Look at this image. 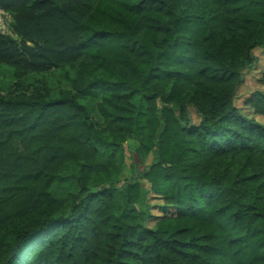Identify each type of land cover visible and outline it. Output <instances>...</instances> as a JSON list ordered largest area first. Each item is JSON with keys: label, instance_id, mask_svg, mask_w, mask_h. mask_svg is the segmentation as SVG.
<instances>
[{"label": "trees", "instance_id": "16d2710c", "mask_svg": "<svg viewBox=\"0 0 264 264\" xmlns=\"http://www.w3.org/2000/svg\"><path fill=\"white\" fill-rule=\"evenodd\" d=\"M0 8V264H264V125L234 104L264 0ZM250 104L264 117V94Z\"/></svg>", "mask_w": 264, "mask_h": 264}, {"label": "rangeland", "instance_id": "374dc122", "mask_svg": "<svg viewBox=\"0 0 264 264\" xmlns=\"http://www.w3.org/2000/svg\"><path fill=\"white\" fill-rule=\"evenodd\" d=\"M254 55L257 58V61L251 69L244 71L243 83L236 90L234 104L242 114L249 118L255 119L256 121L264 125V117L257 115L254 108L250 104V101L252 100L255 93L261 92L262 94H264V50L256 49L254 51ZM41 76L42 75H35V77L33 78L40 79ZM14 78L15 75L13 70H10L8 68L0 69V79L5 86H7ZM58 84L59 82L54 83L51 86L54 87ZM190 115L195 123L199 122L200 117L196 113L195 109H190ZM125 149L126 155L120 164V167H122V177L129 176L127 171L129 165H131L133 162L128 147L126 146ZM100 161L107 162L106 155L102 154ZM79 167L80 166L75 163H69L66 166L64 171L66 181L63 184L57 185L53 190V193L56 197L64 198L69 192H73L76 190V185L72 180V176L78 174ZM145 187L148 188L149 185L145 183ZM147 202L153 207L151 209L153 216H158L160 210L159 207L163 205L162 199L155 198L154 195L150 194L148 196ZM147 224L149 227L153 228L155 226L154 218H151Z\"/></svg>", "mask_w": 264, "mask_h": 264}, {"label": "built area", "instance_id": "2783aa9c", "mask_svg": "<svg viewBox=\"0 0 264 264\" xmlns=\"http://www.w3.org/2000/svg\"><path fill=\"white\" fill-rule=\"evenodd\" d=\"M12 16L0 8V31L4 35H12Z\"/></svg>", "mask_w": 264, "mask_h": 264}]
</instances>
